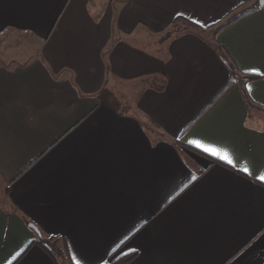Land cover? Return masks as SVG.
<instances>
[{
  "label": "crops",
  "instance_id": "0c3cea01",
  "mask_svg": "<svg viewBox=\"0 0 264 264\" xmlns=\"http://www.w3.org/2000/svg\"><path fill=\"white\" fill-rule=\"evenodd\" d=\"M259 2L0 0V264H264Z\"/></svg>",
  "mask_w": 264,
  "mask_h": 264
},
{
  "label": "trees",
  "instance_id": "16d2710c",
  "mask_svg": "<svg viewBox=\"0 0 264 264\" xmlns=\"http://www.w3.org/2000/svg\"><path fill=\"white\" fill-rule=\"evenodd\" d=\"M235 17L233 19H229L224 26L219 28V30L221 28L228 26L231 23H233V21L235 20ZM236 18H238V17H236ZM169 27H171V32L168 33L167 37H171L172 35H178V34H181L183 32H186V31L197 32V31L201 30L199 26H197L196 24L192 23L191 21H189L188 19H185V18H178ZM219 49H221V48L219 47ZM221 55L224 58L225 64L227 65V67L229 68L231 73L236 78V76H237L236 75V68H235L234 64L232 63V61L229 59V56H227L226 54H224L222 52H221ZM257 79H259V77L253 76V75L252 76L251 75H243L241 77L240 84H241V88H242L243 98H244V101H245L247 108H249L250 105L253 104V102L251 101V99L248 96V93L245 89V85L247 82L254 81ZM38 244L40 246H42L55 260L58 261V259L59 260L62 259V257H63L62 251L51 240L45 239L42 236L38 235ZM135 257H136V254H131L129 256L123 257V258L115 261L112 264H129L135 259Z\"/></svg>",
  "mask_w": 264,
  "mask_h": 264
},
{
  "label": "snow or ice",
  "instance_id": "6c2138e0",
  "mask_svg": "<svg viewBox=\"0 0 264 264\" xmlns=\"http://www.w3.org/2000/svg\"><path fill=\"white\" fill-rule=\"evenodd\" d=\"M193 143H197L198 146L204 147V150H205V151L212 152V154H214V155L218 154V153H217V150L214 149V148H209V147H206V146H204V145H199V143L196 142V141H193ZM245 171H247V169H245ZM261 179H264V177H261Z\"/></svg>",
  "mask_w": 264,
  "mask_h": 264
},
{
  "label": "water",
  "instance_id": "95a60500",
  "mask_svg": "<svg viewBox=\"0 0 264 264\" xmlns=\"http://www.w3.org/2000/svg\"><path fill=\"white\" fill-rule=\"evenodd\" d=\"M259 3H260L261 6H264V0H260Z\"/></svg>",
  "mask_w": 264,
  "mask_h": 264
},
{
  "label": "rangeland",
  "instance_id": "374dc122",
  "mask_svg": "<svg viewBox=\"0 0 264 264\" xmlns=\"http://www.w3.org/2000/svg\"><path fill=\"white\" fill-rule=\"evenodd\" d=\"M17 41H22V40H20V39H19V40H17ZM119 99L121 100V102H123V101H124V100L122 101V99H121V98H119ZM125 102H126V101H125ZM62 254H63V252H62Z\"/></svg>",
  "mask_w": 264,
  "mask_h": 264
}]
</instances>
